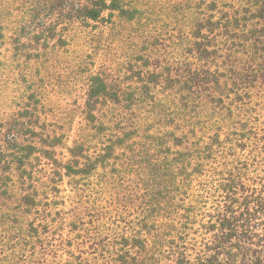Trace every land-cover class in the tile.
I'll return each mask as SVG.
<instances>
[{"label":"trees","instance_id":"trees-1","mask_svg":"<svg viewBox=\"0 0 264 264\" xmlns=\"http://www.w3.org/2000/svg\"><path fill=\"white\" fill-rule=\"evenodd\" d=\"M130 5L51 0L48 13L161 21ZM174 12L123 80L86 75L70 145L64 130L36 132L9 154V169L14 156L24 167L0 178L14 264H264V0H182ZM36 162L51 168L26 172Z\"/></svg>","mask_w":264,"mask_h":264},{"label":"rangeland","instance_id":"rangeland-1","mask_svg":"<svg viewBox=\"0 0 264 264\" xmlns=\"http://www.w3.org/2000/svg\"><path fill=\"white\" fill-rule=\"evenodd\" d=\"M50 1L0 0V36L4 34L0 37V178H17L23 171L18 161L23 156H14L15 162L9 169L7 161L13 157L9 154L15 148L37 142L36 132L55 134L64 130L65 141L70 145L86 97V75L104 68L111 69L118 82L123 80L127 67L142 53L145 38L151 37L157 28L171 30L172 15L180 16L174 10L182 0H126L150 18L159 16L161 21L126 20L116 13L108 15V11L100 21L75 24L68 17V8L63 15H49ZM34 49L38 56L32 55ZM34 85L38 95L27 98ZM57 149L58 157L65 159L67 149ZM50 168L51 165L36 162L26 172L42 175ZM63 186L69 194L66 182ZM66 207L71 206L68 203ZM72 215H67L68 220ZM3 235L0 230V264H14L13 257L2 246Z\"/></svg>","mask_w":264,"mask_h":264}]
</instances>
